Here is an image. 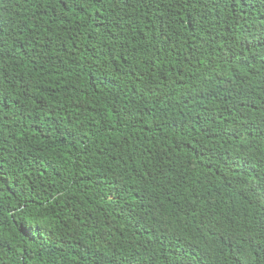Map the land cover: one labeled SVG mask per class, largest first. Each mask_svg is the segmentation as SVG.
Segmentation results:
<instances>
[{"label":"trees","instance_id":"trees-1","mask_svg":"<svg viewBox=\"0 0 264 264\" xmlns=\"http://www.w3.org/2000/svg\"><path fill=\"white\" fill-rule=\"evenodd\" d=\"M0 264H264V0H0Z\"/></svg>","mask_w":264,"mask_h":264}]
</instances>
